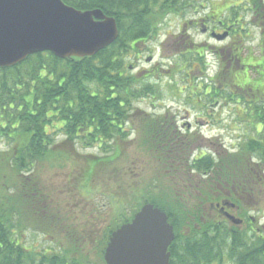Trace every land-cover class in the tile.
<instances>
[{
    "label": "trees",
    "instance_id": "trees-1",
    "mask_svg": "<svg viewBox=\"0 0 264 264\" xmlns=\"http://www.w3.org/2000/svg\"><path fill=\"white\" fill-rule=\"evenodd\" d=\"M61 1L77 11L99 10L114 19L118 38L91 58L59 60L44 52L0 69V138L9 148L0 165L17 182L9 184L0 176V264H86L69 252L47 254L19 240L28 229L46 236L47 200L33 175L50 159L65 161L78 148L98 149L102 156L83 158L80 164L86 166L84 182H90L94 172L118 162L115 141L125 139V126L129 132L136 126L137 148L147 166L153 165V174L146 186L127 187L134 194L125 202L130 213L123 214V207L104 232L102 264L111 234L146 204L163 212L173 228L169 264H264V237L256 235L248 216L252 207L247 208L264 191V101L239 96L252 106L235 110L236 120L249 133L234 151L196 155L192 146L197 141L178 140L172 116H147L134 108L133 103L158 97L154 86H138L124 60L132 46L156 40L160 23L178 11L181 0ZM184 61L183 56L178 71ZM172 72L167 68L163 73L174 78ZM58 136L63 137L61 151H55ZM222 201L234 205L241 226L206 210Z\"/></svg>",
    "mask_w": 264,
    "mask_h": 264
},
{
    "label": "rangeland",
    "instance_id": "rangeland-1",
    "mask_svg": "<svg viewBox=\"0 0 264 264\" xmlns=\"http://www.w3.org/2000/svg\"><path fill=\"white\" fill-rule=\"evenodd\" d=\"M170 16L160 23L156 40L146 43L148 54H143L139 62H136L135 54H141L138 52L140 47L137 46L127 56H124V60L126 68L134 67L132 72L127 71V73L140 81L138 86H154L158 97L133 103L134 108L147 116L168 113L171 117L177 114L178 127H181L186 123V119L185 113L178 104L184 102L189 92L183 90L185 85L181 82L183 77L172 78L169 74L163 73L172 62L173 54L168 46L170 40L179 33L181 22L180 19ZM163 44L164 47L161 46ZM148 55L152 58L151 64L146 63ZM177 60L179 63L181 58ZM152 66L160 69V77L154 79L144 77L143 71H148ZM156 75L158 76V73ZM151 104H155L157 109L152 110ZM219 114V126L197 128L201 136L215 141L209 143L198 140L192 146L193 149L191 148L194 154L206 155L224 150L232 152L249 133L248 129L244 131L245 126L237 121L239 116L236 115L235 110L224 109ZM134 128L135 130L129 132V127L125 126L124 131L127 136L124 140L115 141L120 153L118 162L104 167L102 171L94 172L90 182H84L85 177L82 178V175L86 166L80 164L85 161L83 158L102 156L98 149L78 148L76 153L72 152L70 158L68 156L65 161L50 159L35 169L33 180L43 188L47 200L43 214L46 236L31 229L25 230L22 233L24 235H18L23 244L35 248L36 251H45L47 254L69 252L72 258L86 262V264H102L99 247L104 232L116 220V216L121 214L123 207V214L126 215L127 212L129 215L130 213V209L128 211L125 209L127 207L125 202L134 194H131V189L127 187L132 186L133 188L138 184V188H142L151 181L153 174V165L147 166L146 157L139 147L137 148L138 134L136 126ZM62 141V136L56 138L58 147L55 151L63 150L59 147ZM8 150L6 140L0 138V156L3 157ZM0 176L5 180L8 179L9 184L17 183L10 171L3 169L1 165ZM129 206H134L133 200L130 201ZM250 206L252 208L248 216L253 220L256 235L264 237L263 190L258 191L247 208ZM206 210L212 216L216 215L215 210L209 208ZM48 227L51 230L47 229Z\"/></svg>",
    "mask_w": 264,
    "mask_h": 264
},
{
    "label": "flooded vegetation",
    "instance_id": "flooded-vegetation-1",
    "mask_svg": "<svg viewBox=\"0 0 264 264\" xmlns=\"http://www.w3.org/2000/svg\"><path fill=\"white\" fill-rule=\"evenodd\" d=\"M179 7L170 16L181 22L179 33L168 46L173 54L169 68L174 78L183 77L181 82L189 94L186 102L178 104L186 123L178 127L177 114L171 115L173 133L178 140L210 143L215 140L204 138L197 128L219 126V112L224 109L251 107L249 99L242 102L241 95H255L264 101V0H181ZM146 43L131 47H140L136 62L148 54ZM183 56V70L178 71L181 64L177 59ZM151 61L148 55L146 63ZM127 69L132 72L134 67ZM159 71L152 66L143 74L154 79ZM147 99L154 97L143 100ZM151 107L157 109L155 104ZM214 205L209 209L225 220ZM227 212L237 216V210Z\"/></svg>",
    "mask_w": 264,
    "mask_h": 264
},
{
    "label": "water",
    "instance_id": "water-1",
    "mask_svg": "<svg viewBox=\"0 0 264 264\" xmlns=\"http://www.w3.org/2000/svg\"><path fill=\"white\" fill-rule=\"evenodd\" d=\"M118 37L114 19L99 10L81 12L61 0H0V69H8L38 53L59 60L86 59L112 45ZM220 208L234 226L241 221ZM174 240L167 217L143 205L129 223L114 231L103 253L105 264H169Z\"/></svg>",
    "mask_w": 264,
    "mask_h": 264
}]
</instances>
